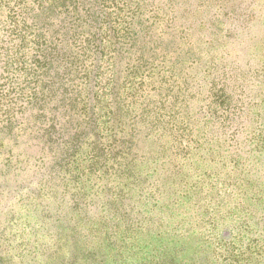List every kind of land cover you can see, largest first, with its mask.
Instances as JSON below:
<instances>
[{"label":"rangeland","instance_id":"rangeland-1","mask_svg":"<svg viewBox=\"0 0 264 264\" xmlns=\"http://www.w3.org/2000/svg\"><path fill=\"white\" fill-rule=\"evenodd\" d=\"M92 2L114 129L72 185L39 139L5 141L24 169L0 176V264H264V0Z\"/></svg>","mask_w":264,"mask_h":264},{"label":"trees","instance_id":"trees-1","mask_svg":"<svg viewBox=\"0 0 264 264\" xmlns=\"http://www.w3.org/2000/svg\"><path fill=\"white\" fill-rule=\"evenodd\" d=\"M92 1L0 0V168L6 172L0 175L3 179L24 169L5 141L18 142L25 137L34 144L39 139L44 156L52 153L48 175L59 165L62 170L58 173H63L66 185L81 183L82 163H87V158L82 157L92 140L88 136L94 131L114 129L115 109L107 98L111 88L103 93L101 87L107 82V66L113 65L116 50L111 41L91 38L88 30L81 28L85 23L80 18L86 16L81 7L86 4L94 10ZM91 17L87 15L85 19ZM111 23L106 21L101 27L105 35H113ZM155 120L153 117L149 121ZM122 146L121 141L115 140L108 153L103 150L93 164L102 179L107 176L109 164V168L119 164L117 157Z\"/></svg>","mask_w":264,"mask_h":264}]
</instances>
